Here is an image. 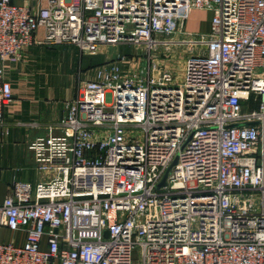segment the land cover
Instances as JSON below:
<instances>
[{"label":"built area","instance_id":"2783aa9c","mask_svg":"<svg viewBox=\"0 0 264 264\" xmlns=\"http://www.w3.org/2000/svg\"><path fill=\"white\" fill-rule=\"evenodd\" d=\"M40 2L0 0V126L8 69L41 29L80 55H147L93 68L29 143L41 178L0 203V229L20 237L0 240V264H134L136 247L140 264H264V0ZM194 10L212 13L207 32L184 29ZM157 46H185L181 72Z\"/></svg>","mask_w":264,"mask_h":264},{"label":"crops","instance_id":"0c3cea01","mask_svg":"<svg viewBox=\"0 0 264 264\" xmlns=\"http://www.w3.org/2000/svg\"><path fill=\"white\" fill-rule=\"evenodd\" d=\"M12 1L30 3L38 8L45 4L40 0ZM191 13L186 30L207 32L210 21L206 29L198 28ZM43 33L41 29L24 62L8 69L7 78L13 84L14 97L4 108L5 123L0 126V203L12 193L15 182L36 183L41 178L28 145L38 136L45 135L49 125L64 118L66 105L73 99L78 82L85 75L84 55H80L72 44L40 43ZM13 236L20 238L8 229H0L1 241H9Z\"/></svg>","mask_w":264,"mask_h":264},{"label":"rangeland","instance_id":"374dc122","mask_svg":"<svg viewBox=\"0 0 264 264\" xmlns=\"http://www.w3.org/2000/svg\"><path fill=\"white\" fill-rule=\"evenodd\" d=\"M211 15L212 13L209 10H194L191 13V18L193 19V22L199 26L198 28L206 29L208 27ZM187 21L184 25L185 30L187 29ZM150 52L152 58L160 68L170 69L174 73L181 72L183 62L185 58L188 57V54H190L188 53V50L185 48V46H171L168 49L162 46H157L151 49ZM83 55L82 66L84 68L85 74H89L93 68L113 62L120 56L127 57L128 63L125 64L124 68H128L129 63L132 64V66H137L142 59L145 60V55H147V52L145 49L141 47H135L131 44H110L101 46L99 48V52L94 55ZM62 80L64 81V75ZM173 162H176V158H174L168 170H171V168L174 166L175 163ZM159 187L160 183L156 188L159 189ZM133 259L134 264H140V252L138 247H136L133 252Z\"/></svg>","mask_w":264,"mask_h":264},{"label":"water","instance_id":"95a60500","mask_svg":"<svg viewBox=\"0 0 264 264\" xmlns=\"http://www.w3.org/2000/svg\"><path fill=\"white\" fill-rule=\"evenodd\" d=\"M255 122H252L251 124H254ZM173 163H175V162H173ZM170 167V166H169ZM169 169V168H168ZM166 175H167V172L164 174V176H163V178H162V180H161V182H160V186H163V185H165V178H166Z\"/></svg>","mask_w":264,"mask_h":264}]
</instances>
